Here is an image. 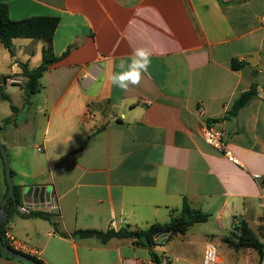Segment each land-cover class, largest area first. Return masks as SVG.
Returning a JSON list of instances; mask_svg holds the SVG:
<instances>
[{"label": "crops", "instance_id": "0c3cea01", "mask_svg": "<svg viewBox=\"0 0 264 264\" xmlns=\"http://www.w3.org/2000/svg\"><path fill=\"white\" fill-rule=\"evenodd\" d=\"M0 3L14 21L60 19L53 38L59 60L38 91L27 96L21 64H42V40H15V56L9 54L19 70L0 75L22 80L15 85L23 89L19 105L0 96V106L11 105L0 111V139L22 204L27 188L46 187L49 200L37 213L53 215L68 235L49 220L16 212L9 223L26 253L46 264H155V252L162 264H173L160 245L152 250L132 238L103 243L74 234L166 224L185 198L212 216L205 224L216 231L197 236L205 244L215 232L241 221L250 226L264 214L253 177L264 176V101L257 96L264 86V0ZM139 47L152 52L151 66L139 85L122 91L110 77ZM252 90L256 95L230 117L236 100ZM212 125L225 132L242 166L205 142ZM5 173L0 155V208ZM190 231L174 239L188 240ZM0 264L26 263L0 258Z\"/></svg>", "mask_w": 264, "mask_h": 264}, {"label": "trees", "instance_id": "16d2710c", "mask_svg": "<svg viewBox=\"0 0 264 264\" xmlns=\"http://www.w3.org/2000/svg\"><path fill=\"white\" fill-rule=\"evenodd\" d=\"M59 23L60 19L57 17H32L20 21H14L9 16V9L7 5L0 3V43L9 51V53L13 57L15 56L14 41L17 39H37L44 41L46 44L43 49V61L38 68L30 69L28 65L21 64V68L23 70L22 76L27 79V83L23 87L27 93V96H31L39 90V80L48 71L49 67L59 60V58L55 56L53 50V38L59 26ZM233 67L235 69H240L241 65L237 62H234ZM5 78H7V76L2 77L0 79ZM255 95L256 90H252L250 92L242 94L234 103V106L231 112L229 113V116L235 117ZM13 109L15 110L16 108L13 107ZM8 123L9 120L5 122V125ZM4 183L6 186V193L4 196V200L1 204V208L5 204V197L8 193V182L6 179V173L4 174ZM15 189L17 200L16 202L10 200L8 205L6 206L7 219L4 221L1 227L2 237L4 236L6 226L10 222L11 216L14 213L18 212L19 207L22 205L21 188L15 187ZM33 216L41 217L46 220H49L50 222H53L58 233H60L64 237H68L66 233L60 230L59 224L57 220H55L53 215L47 213H37ZM211 217L212 216L210 214L205 213L201 209L194 208L189 199L185 198L181 210L178 211V213L172 217L170 222L166 224L156 223L150 226L148 229L133 232L128 231L126 229L120 232H115L113 230H110L108 232L79 231L75 233L74 236L82 239L96 237L100 239L103 243L107 242L112 238H132L135 239L137 244L141 246H146L142 241V237H147L150 244L149 248L154 250L157 246L160 245L162 240L171 241L179 235L184 236L195 225L208 223ZM235 228L239 231V233L237 234L235 232H232L229 236H226L224 238V241L228 243L231 247H234L236 250L254 249L258 251L261 256V261L259 264H262V262L264 261V243H262L261 239L250 228L247 222L241 221L238 226H235ZM3 240L7 247L12 248L5 241L4 238ZM23 254L33 258L39 264H46L43 260H41L35 255L29 253ZM0 258L15 260L3 254L1 250ZM152 258L155 264H162L161 257L158 256V254H156L155 252L152 253Z\"/></svg>", "mask_w": 264, "mask_h": 264}, {"label": "rangeland", "instance_id": "374dc122", "mask_svg": "<svg viewBox=\"0 0 264 264\" xmlns=\"http://www.w3.org/2000/svg\"><path fill=\"white\" fill-rule=\"evenodd\" d=\"M17 50L20 52L19 46L17 47ZM18 70L19 68L15 63V60L0 43V75H12L17 73ZM2 77L3 76H0V78ZM22 90L23 89L20 86L7 83L3 86V89L0 90V96L3 93H7V95L12 96V104L19 105L20 94ZM2 106H5L7 111L11 108L9 103H5V105L0 106V111L3 109ZM239 223H235L232 227H228L225 230L215 232L216 236L207 242H213L218 247L220 258L223 264H259L261 261V256L258 251L254 249L236 250L234 247H231L224 241V238L229 236L232 232L237 234L239 233V231L235 228V226H238ZM250 228L261 239L262 243H264V214L259 217L258 221L251 222ZM206 229L214 230L215 227L212 225V223L207 225H197L190 231L188 240H182L180 238L173 239L171 241L162 240L160 246L163 248L160 247L159 249L167 250V253L170 255L173 264H201L202 253L205 247L204 241L206 240H203L197 236ZM164 264H171V262L167 260Z\"/></svg>", "mask_w": 264, "mask_h": 264}, {"label": "built area", "instance_id": "2783aa9c", "mask_svg": "<svg viewBox=\"0 0 264 264\" xmlns=\"http://www.w3.org/2000/svg\"><path fill=\"white\" fill-rule=\"evenodd\" d=\"M7 83L11 85H22V80L15 77H7L5 79H0V87L6 85ZM257 96L262 101H264V86L259 88L257 91ZM205 142L214 148L221 156L230 160L233 164L237 166H242L240 158L235 154L233 149L227 142L226 134L224 131L220 130L216 126L212 125L206 128L203 136ZM254 179L260 182L261 185V200L264 203V176L260 174H255ZM41 205L37 206L35 204H22L19 207V213L23 216H32L35 213L39 212ZM5 241L16 251L21 253H26V249L17 241V239L13 236L12 226L10 223L6 226L4 231V236L2 237ZM212 245V249L208 248V245ZM214 250V251H213ZM206 252H212V255L215 259H210L208 264H223L220 258V252L218 247L213 242H207L204 247L202 263L205 264V254ZM264 264V261L262 262Z\"/></svg>", "mask_w": 264, "mask_h": 264}, {"label": "water", "instance_id": "95a60500", "mask_svg": "<svg viewBox=\"0 0 264 264\" xmlns=\"http://www.w3.org/2000/svg\"><path fill=\"white\" fill-rule=\"evenodd\" d=\"M0 152L4 160L5 164V172H6V179L8 182V193L5 198V204L2 208H0V250L2 251L3 254L25 262L27 264H39L37 261H35L33 258L18 252L10 247H7L5 245V242L2 238L1 235V227L4 223V221L7 219V213H6V206L8 205L9 201H15L17 200L16 196V189H15V183L13 179V171L11 168L10 160H9V155L8 152L3 144V142L0 139ZM49 200V191L47 190L46 187H29L25 190L24 192V202L25 204L29 205H45V203ZM143 243L149 247V241L147 237H142Z\"/></svg>", "mask_w": 264, "mask_h": 264}, {"label": "clouds", "instance_id": "9594fccd", "mask_svg": "<svg viewBox=\"0 0 264 264\" xmlns=\"http://www.w3.org/2000/svg\"><path fill=\"white\" fill-rule=\"evenodd\" d=\"M152 52L144 47L133 48L128 60L121 59L118 67L119 72H114L111 77V83L122 91H128L130 86L140 84L144 74L148 72L151 66ZM212 249V245H208ZM214 251V250H213ZM210 259H215L212 252H206L205 264H208Z\"/></svg>", "mask_w": 264, "mask_h": 264}]
</instances>
